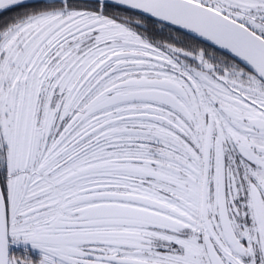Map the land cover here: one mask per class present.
I'll return each instance as SVG.
<instances>
[{"label":"snow or ice","instance_id":"6c2138e0","mask_svg":"<svg viewBox=\"0 0 264 264\" xmlns=\"http://www.w3.org/2000/svg\"><path fill=\"white\" fill-rule=\"evenodd\" d=\"M0 264H264V0H0Z\"/></svg>","mask_w":264,"mask_h":264}]
</instances>
